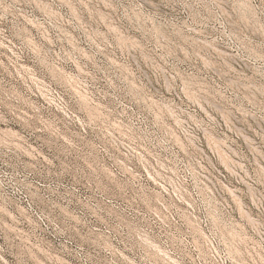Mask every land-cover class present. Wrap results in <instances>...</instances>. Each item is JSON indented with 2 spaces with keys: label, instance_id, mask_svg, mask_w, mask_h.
Returning a JSON list of instances; mask_svg holds the SVG:
<instances>
[{
  "label": "rangeland",
  "instance_id": "obj_1",
  "mask_svg": "<svg viewBox=\"0 0 264 264\" xmlns=\"http://www.w3.org/2000/svg\"><path fill=\"white\" fill-rule=\"evenodd\" d=\"M0 264H264V0H0Z\"/></svg>",
  "mask_w": 264,
  "mask_h": 264
}]
</instances>
